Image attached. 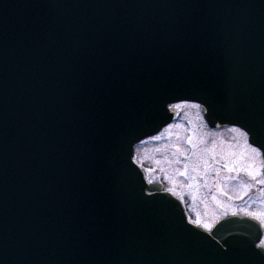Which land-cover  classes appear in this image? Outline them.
<instances>
[{
	"label": "water",
	"instance_id": "95a60500",
	"mask_svg": "<svg viewBox=\"0 0 264 264\" xmlns=\"http://www.w3.org/2000/svg\"><path fill=\"white\" fill-rule=\"evenodd\" d=\"M183 101L264 141V0H0V264H264L133 160Z\"/></svg>",
	"mask_w": 264,
	"mask_h": 264
},
{
	"label": "rangeland",
	"instance_id": "374dc122",
	"mask_svg": "<svg viewBox=\"0 0 264 264\" xmlns=\"http://www.w3.org/2000/svg\"><path fill=\"white\" fill-rule=\"evenodd\" d=\"M176 108L177 117L169 128L136 146L135 161L146 171L148 182L165 184L168 192L177 196L189 195L198 223L207 226V229L221 216V212L250 210L264 219V193L262 201L255 200L251 196L241 201L246 190L243 186L239 187L238 182L234 186L226 184V181L220 182V189L226 198H230V203L225 201V198L221 199L222 196L211 204L203 201L205 195L202 192L201 179L204 171L209 168L210 161L225 160L234 164L233 159L237 156L243 159V155L236 151L221 154L224 149H219L217 138L204 128L199 107L190 103H180ZM219 136L223 142L226 138L232 137L228 133H220ZM248 156L251 157L250 160L243 161V164L250 174L257 175V161L252 154ZM238 164L241 166L239 162ZM262 190L264 192V187ZM204 204L208 210H211L207 215L210 218H206L201 212Z\"/></svg>",
	"mask_w": 264,
	"mask_h": 264
},
{
	"label": "flooded vegetation",
	"instance_id": "af4514ba",
	"mask_svg": "<svg viewBox=\"0 0 264 264\" xmlns=\"http://www.w3.org/2000/svg\"><path fill=\"white\" fill-rule=\"evenodd\" d=\"M172 124L167 126V128H169ZM203 126L210 133L214 134L213 136L217 138L218 147H220L219 149L220 150L224 149L222 151L223 153H221L222 155L230 154L232 153V151L233 152L236 151L238 153H241V155H243V159H241L239 156L233 159L234 164H231L225 160L216 161L215 159H213L212 161H210L209 168L204 171L205 173L201 179L202 192L205 195L203 196L204 197L203 201L209 202L211 204L222 196L221 199L225 198V201H227L228 203L231 202L230 198L228 197L226 198V195L220 189L221 181H226L225 183L231 186H234V184L238 182L239 187L243 186V188H245L246 190V193L245 194L243 193V196L244 195L245 196L241 199V201H245L247 198H249L248 196H251V198L255 200L262 201V197L264 193L262 190V187H264V158L261 151L260 153H256V154L252 152L251 149L254 146L251 145V143L249 142V138L246 141L244 138H242L239 135V133L233 131V129L238 127L225 126L214 129L209 127L204 120H203ZM220 133H228L232 137H229L228 139L226 138V141L223 142L221 141V138L219 136ZM217 134L219 135L217 136ZM216 138L214 142L216 141ZM232 148L234 149L232 150ZM251 154L255 157L257 161L256 164L257 175L250 174V172H248V169L246 168V165L243 164V161L250 160L251 157H249L248 155ZM238 162L241 164V166L238 164ZM210 177H212V179H210ZM165 187L167 188L166 185ZM175 196L181 200L185 212L187 214L188 220L195 225L198 224L200 226H203L197 221L196 214L192 208L193 203L190 201L191 197L187 194L183 196H177V195ZM210 211L211 210H208L205 204L201 208V212L205 215L206 218H210V216H207L209 215ZM220 215L221 216H219L213 222L210 228L207 229L206 227L204 226L203 227L206 230H211L218 222L231 215H246L251 217H258L257 214L254 213V211H250V210L244 212L239 210L230 211V212H221Z\"/></svg>",
	"mask_w": 264,
	"mask_h": 264
},
{
	"label": "snow or ice",
	"instance_id": "6c2138e0",
	"mask_svg": "<svg viewBox=\"0 0 264 264\" xmlns=\"http://www.w3.org/2000/svg\"><path fill=\"white\" fill-rule=\"evenodd\" d=\"M195 107H199V105H195ZM243 128L247 129V131H242L241 128H235L233 129V131L239 133V135L247 141L248 134L251 133V128H249L248 125H244V124H243ZM257 144L259 145V147H252L251 149L254 154L260 153L261 149L264 148V141H257ZM253 218L259 219L260 223L264 224V219H261L260 217H253ZM197 226L199 227L198 224ZM256 250H258L259 255L264 256V241H261L259 244L253 242V251Z\"/></svg>",
	"mask_w": 264,
	"mask_h": 264
}]
</instances>
